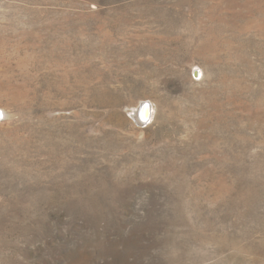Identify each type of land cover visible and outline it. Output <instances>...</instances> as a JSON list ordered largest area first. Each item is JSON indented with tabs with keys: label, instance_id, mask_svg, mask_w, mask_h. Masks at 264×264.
<instances>
[{
	"label": "rangeland",
	"instance_id": "1",
	"mask_svg": "<svg viewBox=\"0 0 264 264\" xmlns=\"http://www.w3.org/2000/svg\"><path fill=\"white\" fill-rule=\"evenodd\" d=\"M0 114V264H264V0H0Z\"/></svg>",
	"mask_w": 264,
	"mask_h": 264
},
{
	"label": "bare ground",
	"instance_id": "2",
	"mask_svg": "<svg viewBox=\"0 0 264 264\" xmlns=\"http://www.w3.org/2000/svg\"><path fill=\"white\" fill-rule=\"evenodd\" d=\"M203 75V74H202ZM146 101V100H145ZM143 101L136 109L134 117L139 123H144L146 120H152L154 115V105L153 103H145ZM4 113V112H3ZM1 115V114H0ZM146 124V122L144 123ZM143 124V125H144Z\"/></svg>",
	"mask_w": 264,
	"mask_h": 264
},
{
	"label": "water",
	"instance_id": "3",
	"mask_svg": "<svg viewBox=\"0 0 264 264\" xmlns=\"http://www.w3.org/2000/svg\"><path fill=\"white\" fill-rule=\"evenodd\" d=\"M145 103H149V102H145ZM145 122L147 123L148 121L146 120ZM145 122H144V123H145ZM141 123H142V122H141ZM144 123H142V124H144Z\"/></svg>",
	"mask_w": 264,
	"mask_h": 264
}]
</instances>
